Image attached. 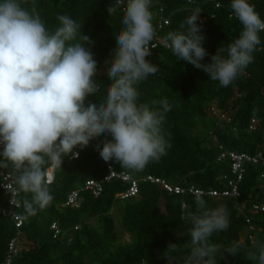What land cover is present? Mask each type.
Wrapping results in <instances>:
<instances>
[{"label": "trees", "instance_id": "1", "mask_svg": "<svg viewBox=\"0 0 264 264\" xmlns=\"http://www.w3.org/2000/svg\"><path fill=\"white\" fill-rule=\"evenodd\" d=\"M20 2L28 10L35 7L50 32L60 26L59 15H69L78 22L80 35H87L91 40L86 47L97 61L95 80L101 90L97 95L89 96L86 105L88 102H101L113 81L99 72L114 53L115 35L124 27V12L116 8L110 15L108 7L114 0ZM216 2L221 4L220 8H216L211 0H192V3L188 0H152L150 10L155 30L156 21L161 16L160 8H163L162 15L170 19V24L159 34L170 44L167 34L186 32L188 26L181 29L180 25L193 14L194 9H199V16L208 18L201 25L203 47L208 52L202 63H210L218 49H227L243 30V25L233 15L231 0ZM249 2L264 19V0ZM259 35L261 43L253 53V62L227 87L213 81L202 69L182 61L171 48L160 47L153 51L147 59L156 64L159 71L138 85V102L153 107V100L167 98L171 105L163 124L166 139L171 144L167 154L142 171L123 169L115 160L109 161L116 172L126 173L139 182V194L121 198L119 195L126 193L132 182L113 178L104 184L97 197L90 191H82L80 208L66 205L68 195L82 188L88 180L104 179L109 169L95 151L92 141L79 159L65 156L62 165L55 168L54 181L49 184L53 199L46 207L29 214L23 202L30 199L31 194L20 191L18 197L22 207L18 212L23 219V226L19 229L21 250L12 264H185L190 254L188 230L191 225L182 218L187 212L196 211L197 196L189 192L170 193L160 184L144 178L153 176L184 188L223 190L226 186L223 177L232 174L231 161L219 160L220 146L251 155L264 154V31ZM222 55L226 56V51ZM212 105L229 113L232 123L217 125L210 114ZM253 119L256 128L251 130ZM211 132L216 135L218 144L213 142ZM100 139L104 142L112 137L101 135ZM3 159L0 155V160ZM46 167L48 170L51 166ZM2 170L12 173L16 179L18 173L10 162H7V167H0ZM2 179L0 175V264L5 263L9 242L18 233L10 219L2 215L10 196L1 188ZM199 198L206 201L208 208L223 204L230 213L228 229L215 232L210 237L211 243L221 246V254H217L218 264H258V261L249 259L248 253L258 255L259 246L264 244V211L261 209L264 207V163L247 165L237 199H217L208 195ZM118 204L119 220L130 235L128 243H120L121 235L112 214ZM254 205H259L260 210L252 212ZM53 223H57L61 230L59 236H55L51 228ZM250 226L254 228L250 231L254 241L247 235ZM233 241L241 246L235 256L224 253ZM170 243L177 244L174 251H167Z\"/></svg>", "mask_w": 264, "mask_h": 264}, {"label": "clouds", "instance_id": "2", "mask_svg": "<svg viewBox=\"0 0 264 264\" xmlns=\"http://www.w3.org/2000/svg\"><path fill=\"white\" fill-rule=\"evenodd\" d=\"M124 5L122 30L115 35L114 53L107 63V76L113 82L99 103L86 100L101 92L95 80L97 61L80 35V25L69 15H59L60 26L50 32L35 7L28 10L20 0H0V167L10 162L17 171L18 190L30 193L24 200L29 214L46 207L53 199L46 166L59 167L78 146H87L101 135H110L100 150L104 161L115 160L123 169L142 171L167 154L171 147L163 124L171 110L167 98L152 101L153 107L140 103L138 85L156 74L159 68L147 57L156 31L152 0H114L111 13ZM233 15L243 25L239 38L227 49L220 47L210 63L204 36L197 23L200 11L180 25L187 31H174L166 39L173 53L197 69H202L220 86H229L253 62V53L261 43L264 19L249 0H231ZM231 18V17H230ZM79 36V39H78ZM226 51L227 55H222ZM196 211L182 219L191 225L190 254L185 264H218L221 246L211 243L215 232L227 230L229 210L221 204L208 208L197 197ZM233 241L224 250L233 256L240 250ZM170 243L167 251H174ZM251 260L264 264V244L249 252Z\"/></svg>", "mask_w": 264, "mask_h": 264}, {"label": "built area", "instance_id": "3", "mask_svg": "<svg viewBox=\"0 0 264 264\" xmlns=\"http://www.w3.org/2000/svg\"><path fill=\"white\" fill-rule=\"evenodd\" d=\"M212 2H215L216 8H220L221 4L216 2V0H211ZM189 3H192V0H188ZM124 4L126 5V0H124ZM153 5V3H152ZM151 5V6H152ZM117 9L124 12V5H121L120 7H117ZM164 12L163 8H160L159 13H161V16L156 21V35L154 40L152 41V44L150 45L151 52L159 49L160 47L170 48L168 45L169 43L164 40V38L159 34L160 30H162L164 27L168 26L170 24V19L162 15ZM212 18H214V15H212ZM208 20L207 17H200L199 16V24L203 25ZM210 114L213 118L216 119L217 125H220L221 123H232V117L229 113L224 112L220 110L215 105H212L210 108ZM256 128V121L253 119L250 125V129L254 130ZM211 137L213 139V142L215 144H218L219 141L214 134V132H211ZM94 144L95 151L100 155V150L103 147V142L99 137H95L91 140ZM88 146V145H87ZM87 146H78L76 149H74V152H78L79 156L74 157L72 156V159H79L82 152H84L87 149ZM4 145L3 143H0V153L3 152ZM220 149L222 150V153L220 155L219 160H226L229 159L231 161V175L224 176L223 178L226 181L225 189L223 190H202L197 189L194 186L189 188H184L180 185H173L171 183L166 182L165 180L161 178H156L153 176H146L144 178L145 181H150L152 183H157L163 186L166 190H168L170 193L175 194H185L186 192H189L192 195H195L197 197H201L204 195H208L217 199H224V198H235L237 199L240 196V184L243 181L245 174H246V168L249 164H259L264 163V154L262 152H259L256 155H251L246 152H236V151H230L225 149L223 146H220ZM101 157V156H100ZM109 169V174L102 180H88L86 181L85 185L77 190L72 191L68 195V199L66 202L67 206H71L73 208H80L81 206V199H80V193L82 191H90L94 196H99L101 192L103 191V186L106 182L111 181L113 178H120L123 181H131L132 185L130 189L121 195H119L121 198H129L134 197L139 194V182L133 179L130 175L126 173H118L116 172L111 165H109V161H104ZM55 168L54 166H51L47 172H48V180L49 184L54 181L55 178ZM0 175L3 178L1 182V188L9 192V199H8V205L6 208L3 209L2 215L10 219V221L15 225V227L18 229L17 235L9 242L8 250H7V258L5 263L3 264H12L13 259L19 254L21 250V242H20V235L21 231L19 230L23 226V219L21 218L19 214V209L22 207V202L19 200V194L20 191L18 190V187L16 186V179L15 176L12 173L4 172L3 170L0 171ZM185 207V205H183ZM262 211H264V207L261 208ZM260 210L259 205H254L252 208V212ZM52 230L55 231V236H59L61 234V230L57 223H53L51 226ZM253 226L249 227V231L247 232L248 237L254 241L253 234L250 233V231H253ZM71 241V240H69Z\"/></svg>", "mask_w": 264, "mask_h": 264}, {"label": "rangeland", "instance_id": "4", "mask_svg": "<svg viewBox=\"0 0 264 264\" xmlns=\"http://www.w3.org/2000/svg\"><path fill=\"white\" fill-rule=\"evenodd\" d=\"M110 65L107 64L105 65V67L99 72V74L101 75H107V68L109 67ZM230 113L232 112V110L229 111ZM120 207V204L117 205L116 209L112 212L113 214V217L116 221V225H117V230L118 232L120 233L121 235V241L120 243H128L130 242V235L128 233H126V231L123 229L122 227V224L120 222V214L118 212V208Z\"/></svg>", "mask_w": 264, "mask_h": 264}]
</instances>
